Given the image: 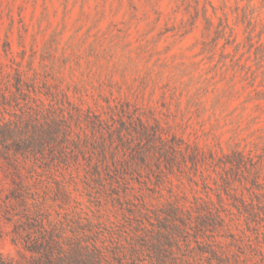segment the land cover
Returning <instances> with one entry per match:
<instances>
[{
    "label": "rangeland",
    "instance_id": "rangeland-1",
    "mask_svg": "<svg viewBox=\"0 0 264 264\" xmlns=\"http://www.w3.org/2000/svg\"><path fill=\"white\" fill-rule=\"evenodd\" d=\"M16 72L30 87L25 110L60 114L69 102L108 118L126 106L213 162L125 169L115 160L128 151L98 136L62 144L61 160L20 161L16 185L0 160L2 260L28 258L12 241L25 212L88 225L128 260L155 210L176 203L186 219L200 198L210 226L189 230L170 264H264V0H0V92L14 91ZM233 152L245 168L230 169Z\"/></svg>",
    "mask_w": 264,
    "mask_h": 264
},
{
    "label": "trees",
    "instance_id": "trees-1",
    "mask_svg": "<svg viewBox=\"0 0 264 264\" xmlns=\"http://www.w3.org/2000/svg\"><path fill=\"white\" fill-rule=\"evenodd\" d=\"M13 88L14 91L0 92V160L11 170L13 184L14 180L19 179L20 161L36 162L44 160L47 155L51 159L58 157L61 160L66 149L62 144L77 145L81 136L93 142L95 136L101 139L106 137L108 142L100 144L102 147L115 144V147L124 149L123 152L128 151L127 159L115 160L118 162L116 165L125 169L129 168L128 162L148 169L151 165L160 169L162 165L161 173L172 174L175 171L196 172L213 162L212 154L207 159L206 154L197 147L188 145L174 135H167L157 122L149 124L143 121L136 110H129L126 106L115 112L111 110L108 118H102L99 114L83 111L67 102L65 109H59L60 114H55L50 108L51 111L43 115L22 107L21 102H27L30 98V87L24 84L20 72L15 74ZM71 123L77 132H74ZM102 149L101 155L104 157ZM114 150L117 151L116 148ZM229 158L234 159L227 162L230 169L245 168L241 153L233 152L231 157L227 156ZM256 180L253 186L258 187ZM18 190L20 188L10 192L13 199L19 198ZM57 190L63 199H68L63 187L59 186ZM210 204L194 198L190 210H195L197 214L195 221L190 217V210H187L188 218L184 219V211L176 203H171L163 211L155 210L153 215L157 225L148 221L150 228L140 235L142 239L137 246L138 251L128 260L125 254H117L100 240L90 226L77 223V227L66 230L42 218L37 211L25 212L22 221L13 226L12 241L18 242L28 254L23 264H170L175 259L174 249L179 248L181 239L185 241L189 230L210 226L204 220L206 215L212 216V209L207 207L200 210L203 205ZM195 242L198 244V241ZM142 252L146 253L143 257L148 260L139 258L138 253L142 255ZM209 253L216 257L213 249ZM0 264L10 263L0 257Z\"/></svg>",
    "mask_w": 264,
    "mask_h": 264
}]
</instances>
